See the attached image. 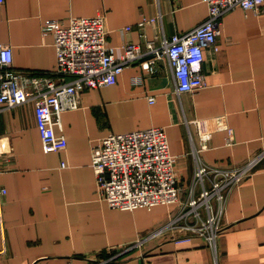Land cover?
I'll return each instance as SVG.
<instances>
[{
  "label": "crops",
  "instance_id": "crops-1",
  "mask_svg": "<svg viewBox=\"0 0 264 264\" xmlns=\"http://www.w3.org/2000/svg\"><path fill=\"white\" fill-rule=\"evenodd\" d=\"M106 15L109 44L116 56L128 42L145 44L186 31L208 15L204 0H5L0 4V41L13 48L14 68L51 72L57 65L48 19ZM143 28L139 22L152 19ZM131 26L127 30L126 27ZM125 67L116 83L86 88L81 106L62 114L68 144L46 152L35 106L28 103L0 113V264H88L85 254L144 236L166 223L179 203L152 208L111 207L98 188L92 145L109 133L164 126L182 184L188 185L199 161L239 167L264 151V5L262 11L236 7L221 23L217 49L206 50L207 86L178 93L167 57L155 71ZM154 96V101L150 97ZM225 114L233 129L215 130L200 147L196 118ZM210 123V121H208ZM192 133V136H191ZM186 193H181V199ZM226 228L217 254L200 238L186 243L156 239L147 252L129 251L108 264H264V157L230 193Z\"/></svg>",
  "mask_w": 264,
  "mask_h": 264
},
{
  "label": "built area",
  "instance_id": "built-area-1",
  "mask_svg": "<svg viewBox=\"0 0 264 264\" xmlns=\"http://www.w3.org/2000/svg\"><path fill=\"white\" fill-rule=\"evenodd\" d=\"M204 1L208 15L199 24L164 37L161 44L154 40H147L144 45L128 42L120 57L109 44L105 14L73 16L67 23L48 19L42 30L53 33L57 51V65L51 72L15 69L12 46L0 41V113L5 108L34 104L43 149L49 152L67 146L65 133H58L56 126L62 128L65 111L81 106V92L116 83L125 67L141 61L148 53L153 57L142 65L149 71H155L159 59L167 57L178 93L207 86L206 50L217 49L223 17L236 7L262 11L264 0ZM4 2L0 0V4ZM153 20L144 19L139 27ZM150 100L154 101V96ZM191 123H195L201 142L196 152L209 147L215 130H228V143H232L233 129L225 114L188 121L189 126ZM91 151L99 191L111 207L135 209L179 203L180 209L166 223L134 241L85 254L88 264H108L134 250L143 256L146 245L156 239L186 243L200 238L217 254L220 236L226 228L223 220L229 195L264 157L263 151L246 164L231 168L199 161L192 181L185 185L178 175L164 126L109 133L96 141ZM6 152L0 137V155ZM182 192L186 193L183 199ZM6 194L7 188L0 183V204ZM68 264L73 263L70 260Z\"/></svg>",
  "mask_w": 264,
  "mask_h": 264
}]
</instances>
